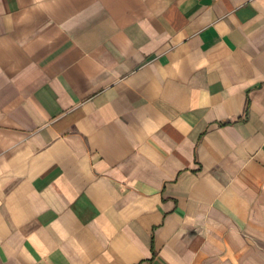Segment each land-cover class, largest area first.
Here are the masks:
<instances>
[{"label": "crops", "instance_id": "obj_1", "mask_svg": "<svg viewBox=\"0 0 264 264\" xmlns=\"http://www.w3.org/2000/svg\"><path fill=\"white\" fill-rule=\"evenodd\" d=\"M255 253L264 0H0V264Z\"/></svg>", "mask_w": 264, "mask_h": 264}, {"label": "rangeland", "instance_id": "obj_2", "mask_svg": "<svg viewBox=\"0 0 264 264\" xmlns=\"http://www.w3.org/2000/svg\"><path fill=\"white\" fill-rule=\"evenodd\" d=\"M257 245L263 247L260 243H257ZM253 264H264V255L255 253Z\"/></svg>", "mask_w": 264, "mask_h": 264}]
</instances>
